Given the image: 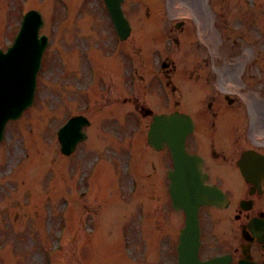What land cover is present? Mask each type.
Instances as JSON below:
<instances>
[{
	"label": "rangeland",
	"instance_id": "374dc122",
	"mask_svg": "<svg viewBox=\"0 0 264 264\" xmlns=\"http://www.w3.org/2000/svg\"><path fill=\"white\" fill-rule=\"evenodd\" d=\"M251 1L256 3L257 12L250 9L251 21L246 22ZM259 1L197 0L198 5H193V0H125L124 10L133 30L127 40L120 41L113 31H107V12L102 0H0L1 26L6 33L15 30L19 8L36 6L44 11L43 30L52 39L45 49L44 65L38 74L36 102L19 120L9 123L7 138L0 143V264H112L110 261L143 264L145 259L149 264L153 260L150 254L147 257L141 254V241H132L130 246L136 259L132 254L119 257L107 252L106 245L122 240L121 218L140 205L150 213L148 221L152 229L149 234L154 238L159 212L169 205L166 178L156 177L151 182L146 179L144 189L134 195L126 208H123V201L127 203L128 198L120 193L118 201L122 204L115 214L120 218L111 220L110 224L107 221L114 218L111 213L116 211L108 202L116 194L107 188L127 194L134 191L137 184L128 176L115 175L114 155L123 158L129 150L145 151L144 147H149L145 137L151 117L143 115V110L136 106L167 109L169 104L162 98L172 96L198 120L197 88L189 86L191 92L186 94L184 101L183 92L174 96L161 68L162 60L170 61V68L177 67L175 78L182 75L186 79L200 80L205 87L204 103L223 85L233 86L234 83L246 94L257 97V91H261L264 96V21H255L253 17L254 14L257 20L263 17ZM193 11L200 19L205 15L210 31L207 34L198 28L186 39V29L192 27L194 31V21L187 18L183 30L174 27V23L191 16ZM156 15H162V20L158 21ZM228 17L235 19L232 28L224 26V31L222 20L226 19L224 23L227 24ZM243 22L248 25L247 31ZM175 36L184 38L180 39V46L174 42ZM60 51L64 55L58 53ZM105 57L110 58L108 62ZM259 84H263L261 90ZM124 98L129 101L126 103ZM77 113L91 120L86 128L89 138L71 155L65 156L60 152L56 130L67 116ZM20 130L24 134H18ZM207 135V129L198 135L200 142L195 150L202 148L209 152ZM148 150L153 163L147 162L142 167L138 162L139 168H135L131 176L139 178L141 174L164 173L169 158L158 159L151 149ZM26 151L34 154L33 157L29 154V160H24ZM130 152L135 155V150ZM95 162L93 177L108 179L106 185L99 181L100 202L105 211L101 216V243L99 240L89 242L87 228L83 225L90 216L95 222L98 218L100 203L94 193L93 201L85 195L76 198L77 202L66 213L59 209L72 177L79 174L85 179L84 174ZM126 162L128 158L118 161L122 171V164ZM15 165L19 167L16 170ZM91 183L89 179L90 186ZM49 185L53 186L52 190L44 191ZM11 187L14 188L12 193H19L7 195ZM25 190L32 193V207L20 205V201L28 200ZM136 220L142 223L141 231L144 230L143 211ZM92 226L98 230L97 224ZM126 227L134 229L128 218ZM58 228L63 231L61 238L57 237ZM128 234L135 236L134 231ZM52 246H59V249L52 251ZM121 247L120 243L112 249L120 253Z\"/></svg>",
	"mask_w": 264,
	"mask_h": 264
}]
</instances>
